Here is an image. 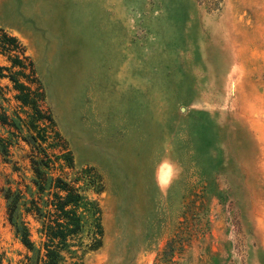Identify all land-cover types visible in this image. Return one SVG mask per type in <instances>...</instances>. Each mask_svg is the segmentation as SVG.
Here are the masks:
<instances>
[{
    "label": "rangeland",
    "instance_id": "rangeland-1",
    "mask_svg": "<svg viewBox=\"0 0 264 264\" xmlns=\"http://www.w3.org/2000/svg\"><path fill=\"white\" fill-rule=\"evenodd\" d=\"M0 28L33 61L75 172L102 179L87 193L102 245L73 248L83 264H264V0H0ZM13 88L0 79L11 116ZM29 154L20 140L0 155V264L27 254L4 191L25 190Z\"/></svg>",
    "mask_w": 264,
    "mask_h": 264
},
{
    "label": "trees",
    "instance_id": "trees-1",
    "mask_svg": "<svg viewBox=\"0 0 264 264\" xmlns=\"http://www.w3.org/2000/svg\"><path fill=\"white\" fill-rule=\"evenodd\" d=\"M0 56L10 63V67L0 66V79H8L13 84L14 99L21 109L12 116L4 108L0 110L3 133L0 134V155L6 160L10 149L20 140L30 148L32 177L29 183L22 184L25 190L18 182L15 188L10 186L4 191L9 223L27 251L19 264H65V255L72 260L76 258L72 264H83L82 256H77L73 248L96 250L102 245V211L87 195L90 190L101 191L102 179L92 168L75 172L72 153L45 106V92L33 61L23 44L2 28ZM65 169L75 177L69 179L68 173H65L68 177H63ZM58 170L62 172L60 175L56 174ZM25 216L40 223L38 233L44 239L43 248L32 241ZM86 230L89 245L82 241ZM77 240L79 244L74 246Z\"/></svg>",
    "mask_w": 264,
    "mask_h": 264
}]
</instances>
